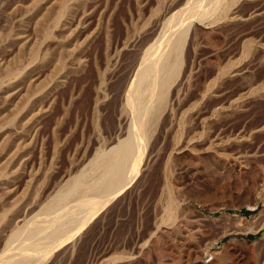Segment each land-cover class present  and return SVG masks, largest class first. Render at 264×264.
Listing matches in <instances>:
<instances>
[{"label": "rangeland", "instance_id": "obj_1", "mask_svg": "<svg viewBox=\"0 0 264 264\" xmlns=\"http://www.w3.org/2000/svg\"><path fill=\"white\" fill-rule=\"evenodd\" d=\"M28 1L0 0V64L25 71L13 80L19 81L20 97L8 104L0 99V132L10 137L23 134L24 148L6 169L13 181L7 188H15L20 198L29 186L25 199L34 193L38 203L47 200L55 187L70 192L74 184L63 190L66 182L83 173L96 153L125 138L129 122L122 107L125 89L142 53L167 29L164 22L170 13L186 0H83L78 4L70 0L66 22L72 43L63 55L65 69L58 74L52 72L55 61L45 56L65 41L62 24L51 28L50 38L43 40L36 34L39 18L28 9ZM56 2L37 0L44 9H54ZM214 6L204 10L202 23L189 26L166 111L147 140L136 176L43 264H101L111 258L119 259L116 264H175L170 248L161 253L152 245L163 216L160 203L168 193L189 220L211 229V237L229 234L205 248L202 261H209L208 252L221 250L233 236L252 242L247 247L253 256L264 259V90L260 91L264 86V0H222ZM51 20H45V28ZM16 34L27 45L21 55ZM162 44L170 58L173 51L168 41ZM30 84L36 88L29 106L34 116L30 125L24 132L22 126L5 128L1 119L15 115ZM153 89L155 98L157 89ZM152 101L146 104L150 109ZM181 130V141L189 140L200 158L190 162L183 157L173 163L164 193V162ZM88 170L82 179L91 185L101 172ZM32 205L37 212L39 208ZM253 205V210L247 208ZM31 213L25 217L29 219ZM165 240L172 244L170 235ZM145 244L149 252H139ZM240 254L247 251L242 248Z\"/></svg>", "mask_w": 264, "mask_h": 264}, {"label": "bare ground", "instance_id": "obj_2", "mask_svg": "<svg viewBox=\"0 0 264 264\" xmlns=\"http://www.w3.org/2000/svg\"><path fill=\"white\" fill-rule=\"evenodd\" d=\"M69 1L57 0L56 4H54V6L56 5L54 9H51V7L42 8L38 5L37 0L28 1L30 3L28 9L36 18H39L36 22V34H40V37L42 35L43 40L50 38L51 28L62 24V30L66 35L65 41L59 44L55 53L44 54L46 55L45 59L55 61L52 71L55 74L65 69V56L63 57V55L67 53L72 43V34L67 30L69 25L66 22L69 13ZM74 1L78 4L83 0ZM217 1L221 4L222 0H186L184 6L174 13L171 12L164 22L167 29L161 32H165V35L163 33L160 34L142 53V57L139 60L140 63L138 62V67L135 69L136 73L134 72V77L132 76L133 79L127 85L125 94L123 95L124 103L122 107L124 114H127L126 116L129 118L126 133L123 135L125 138L123 140H114L110 143L111 147H108V150L103 149L104 151L96 153L87 163V165L89 164L88 168L92 172H101L99 176L91 173L95 175L93 184H86L88 182L85 181L86 178L82 179L84 178L83 174L88 170V168L85 170L83 167L85 170L83 173H78L77 177L65 183V186L62 188L63 190H66L69 186H73V184L75 186L71 189L69 188L70 192L68 191L69 189L67 190L68 193L65 191L66 194L62 193L64 191H60V188L57 189L55 187V189H52L54 190L53 192L51 190L52 195L49 194L50 197L47 195L49 197L47 200L44 198V202H42L43 200L41 202L38 200L40 203H36L34 200L38 197H34L33 192L32 195L29 193L31 195V197H28L29 199H25L28 186L23 191L22 196L17 198L15 188H7V185L13 181L7 175L6 169L15 164L16 159L19 157V152L24 148V144L20 142L23 134L19 133V136L10 137L7 133L0 132V160L3 161L0 164V264H43L57 248L67 244L100 209L133 180L142 162L147 140L150 139L152 133L155 131L160 116L166 111L165 109L168 105L167 95L178 75L182 45L184 44L189 26L193 22L202 23L203 17H205L204 10L208 9L211 11ZM174 7H177V5ZM169 8L166 9L168 12L172 9ZM229 8L226 5L224 10L228 11ZM167 13L162 16L165 17ZM48 18H52L53 20H51V26L47 29L44 27V22ZM162 36H165V38L163 39ZM16 38L19 39L18 43L21 49L18 55H21L25 52L27 45L21 34H16ZM163 41H168L167 46L170 45V48H168L170 51H173V55L170 58L165 56L167 50L163 48ZM35 57L36 53L33 51L31 58L34 59ZM226 70L228 71L229 69ZM221 72L223 70L219 71V73ZM24 74L25 71L21 73L17 67L11 68L0 64V99H3L6 104L11 102L16 96H19L21 88L17 80L24 76ZM16 77L17 80L13 81ZM31 86L32 84L27 88L25 87L26 89L24 88L25 95L22 96L19 105L13 111L15 115H18H13L12 118L10 116L4 117L1 119V123L4 125H1L4 127L9 125L11 130L15 125H17L16 127L22 126L23 132L30 125L34 116L31 111L29 112V106L32 105L31 102L34 100L32 98H34V90L36 89L34 85V90ZM155 87L157 93L155 91L154 94L156 93L157 95L153 98L154 95L152 94L153 96H151V91ZM261 90H264V86L260 88ZM3 95L4 97L2 98ZM150 101L154 103L151 109L146 106V104L149 105ZM143 106H146L148 110L146 109L145 111ZM20 113L21 115L18 117ZM178 129H181V127ZM7 132L9 133L10 131ZM177 134L164 162L165 180L163 190L166 186H169L168 181L172 176L171 169L173 167L171 168V166L173 163L179 162L183 157H186L190 162H194L200 158V153L189 145V140L187 142L181 141L182 130ZM80 170L82 171V169ZM106 174L107 177H104L105 179L98 181L99 178H102ZM60 192L62 194H59ZM165 195L168 196L160 203L163 214L161 225L156 228L152 239V245L156 251L161 252L164 250L165 252L166 249L170 248L169 250H171L172 254L174 253L175 264H189L190 261L194 264H239V262L242 264V260L245 264H264V259L259 260L256 256H253L251 249L249 246L247 247V245H252L250 244L252 242L241 241L234 236L222 246L221 250H211L208 252L209 257H211L209 261H202V251L207 247L213 246L214 243L220 242L229 234L220 233L221 235L219 234L220 236H217V238L211 237V229L198 226V223L195 224L194 221L189 220L184 214L180 203L173 199L169 193ZM33 202L35 205H32ZM31 205L33 207L37 206L36 208H39L38 211L34 213V210L30 207ZM247 208L253 210L255 205L248 206ZM31 210L33 213H31ZM26 212L29 215L30 213L32 214L29 219L25 217L28 215ZM169 235L172 239L171 245H168V242L166 243L165 240ZM242 248L247 251L246 255L240 254ZM67 250L69 249L64 251L66 252ZM138 250L141 253L149 252L146 244L139 247ZM164 252L162 251L161 253ZM57 259L60 262L61 259ZM118 260L111 258L110 260L103 261L101 264H116Z\"/></svg>", "mask_w": 264, "mask_h": 264}]
</instances>
